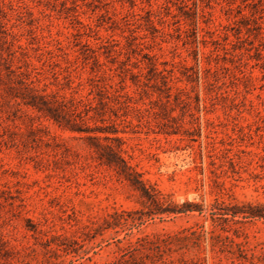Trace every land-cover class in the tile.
I'll return each instance as SVG.
<instances>
[{
	"label": "rangeland",
	"instance_id": "374dc122",
	"mask_svg": "<svg viewBox=\"0 0 264 264\" xmlns=\"http://www.w3.org/2000/svg\"><path fill=\"white\" fill-rule=\"evenodd\" d=\"M234 206L264 208V0H0V264H264Z\"/></svg>",
	"mask_w": 264,
	"mask_h": 264
},
{
	"label": "trees",
	"instance_id": "16d2710c",
	"mask_svg": "<svg viewBox=\"0 0 264 264\" xmlns=\"http://www.w3.org/2000/svg\"><path fill=\"white\" fill-rule=\"evenodd\" d=\"M31 103H33V102H31ZM31 105L35 106V104H31ZM110 155H111V158H107V163L108 164H112V163L115 164L114 160H111V159H114L113 157H115V154L111 153ZM116 159H117V157H116ZM118 161H119V158H118ZM141 193H142V197L145 200L149 201L151 204L156 205V206L159 204V201L151 198V196H149V194L147 193V191L144 188L141 189ZM192 209H193L192 206H190L189 204H185L182 208L170 210V213L187 212V211H192ZM156 211L159 213L165 212L163 210H158V209ZM236 213H245L250 218L264 219V208L263 207L248 206V209L245 212H243V211L238 210V208L236 206H234L232 214L235 215Z\"/></svg>",
	"mask_w": 264,
	"mask_h": 264
}]
</instances>
